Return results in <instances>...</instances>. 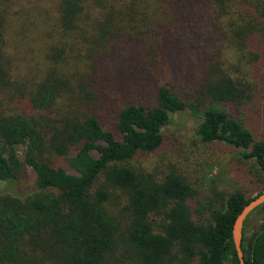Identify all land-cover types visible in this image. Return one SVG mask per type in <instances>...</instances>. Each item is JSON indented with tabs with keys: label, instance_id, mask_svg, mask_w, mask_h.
Returning a JSON list of instances; mask_svg holds the SVG:
<instances>
[{
	"label": "trees",
	"instance_id": "obj_1",
	"mask_svg": "<svg viewBox=\"0 0 264 264\" xmlns=\"http://www.w3.org/2000/svg\"><path fill=\"white\" fill-rule=\"evenodd\" d=\"M249 4L0 0V264H240L232 231L264 192V141L233 111L256 86L214 59L225 39L249 65L264 58V0L255 14ZM188 55L202 75L194 101L160 85L155 104L119 109L117 133L91 112L101 97L90 84L122 82L144 64L149 77L162 63L178 71ZM119 56L124 69L111 66ZM184 112L197 119L195 143L253 160L256 195L211 189L201 204L183 171L142 163L169 148L166 130ZM26 167L36 180L22 193ZM242 249L246 264H264V204L244 223Z\"/></svg>",
	"mask_w": 264,
	"mask_h": 264
},
{
	"label": "rangeland",
	"instance_id": "obj_2",
	"mask_svg": "<svg viewBox=\"0 0 264 264\" xmlns=\"http://www.w3.org/2000/svg\"><path fill=\"white\" fill-rule=\"evenodd\" d=\"M250 1L252 4L245 8H250V11L255 14L251 7L256 9V5L253 3H256L257 0ZM224 35L227 36V34ZM148 49L151 48L148 47ZM124 52L128 53L126 50ZM241 54V49L238 46L231 45L225 39L217 46L214 64L235 77L236 81L243 85L253 82L256 86L257 91L253 90V98L250 103H247L243 110L233 111L253 130L258 141H264V58L261 55L256 65H249L251 57L243 58L240 56ZM121 58L115 59L117 62L114 60L110 62L111 66L114 68L119 66L124 69L126 62L122 63L123 59ZM86 62L85 60L84 63ZM197 65L193 55H188L187 58H184L182 68L178 71H173L172 66L164 63L159 65L151 77L147 72V64L139 68V73L137 70L129 72V69H125L128 73H125L126 76L123 74L122 82L112 79L110 84L100 83L93 87L90 84L91 91L101 97L100 102L93 105L90 110L100 118L105 128L117 133L115 124L119 109L128 103L146 106L155 104L157 87L160 85L170 86L188 101H194L202 78ZM81 68L87 70L85 64H82ZM86 76L83 74L84 80L87 82L88 76ZM78 79L80 80V77ZM74 82L75 85L78 84L77 81ZM76 91H78L77 87ZM196 125L197 119L190 112L176 114L172 124L166 130L169 137V148H165L161 153L144 156L142 163L151 167L153 164V167L158 166V168L175 166L176 170L183 171L199 191L201 204H206L207 199L205 200V198L210 195L211 189L226 191L241 189L247 194L256 195L257 180L261 177V173L253 160L241 156L245 152L244 150L224 144L203 146L195 143L193 133ZM35 180L34 171L26 167L15 186L17 185L20 192L25 193L29 191ZM0 186L2 187V185ZM259 218L260 214L254 216L255 223ZM193 264H198V262L195 261Z\"/></svg>",
	"mask_w": 264,
	"mask_h": 264
},
{
	"label": "water",
	"instance_id": "obj_3",
	"mask_svg": "<svg viewBox=\"0 0 264 264\" xmlns=\"http://www.w3.org/2000/svg\"><path fill=\"white\" fill-rule=\"evenodd\" d=\"M263 204H264V192L259 196H257L255 199H253L248 205H246L234 222L233 231H232L233 241L235 244L237 255L240 260V264H246L242 249L244 223L252 214V212Z\"/></svg>",
	"mask_w": 264,
	"mask_h": 264
}]
</instances>
